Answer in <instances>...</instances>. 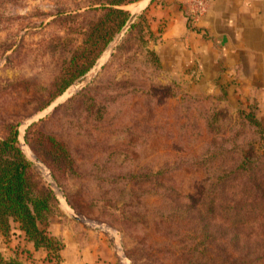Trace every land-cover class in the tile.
Segmentation results:
<instances>
[{
	"label": "rangeland",
	"instance_id": "374dc122",
	"mask_svg": "<svg viewBox=\"0 0 264 264\" xmlns=\"http://www.w3.org/2000/svg\"><path fill=\"white\" fill-rule=\"evenodd\" d=\"M111 1L0 0V140L18 131L53 214L102 231L119 264H264V114L187 91L137 3L91 64V31L124 19ZM47 136L59 146L42 160ZM16 234L0 236V261L24 264Z\"/></svg>",
	"mask_w": 264,
	"mask_h": 264
},
{
	"label": "crops",
	"instance_id": "0c3cea01",
	"mask_svg": "<svg viewBox=\"0 0 264 264\" xmlns=\"http://www.w3.org/2000/svg\"><path fill=\"white\" fill-rule=\"evenodd\" d=\"M134 4L149 13L151 29L161 31L156 48L162 64L179 73L187 91H223L235 107L238 100L255 103L264 114V0H207L194 28L187 22L191 0ZM43 228L63 243L58 264H119L110 239L82 221L56 212ZM12 237V255L18 250L24 264H48V252L24 233Z\"/></svg>",
	"mask_w": 264,
	"mask_h": 264
},
{
	"label": "trees",
	"instance_id": "16d2710c",
	"mask_svg": "<svg viewBox=\"0 0 264 264\" xmlns=\"http://www.w3.org/2000/svg\"><path fill=\"white\" fill-rule=\"evenodd\" d=\"M137 1L139 0H112L111 2H104L102 4L103 8H107L110 11V15H115L116 13L117 15L124 16V19L119 21L117 28L114 30H108L107 27L101 28V26L93 29L88 40L94 39L97 41L92 43L97 53L85 56L84 49H82L74 56V62L78 57L85 56L86 60L92 58V64L100 51L111 41L113 35L126 26L130 12L121 8V6L123 4L126 6ZM87 69L88 67L77 71V76L73 77L70 82L72 83L76 78L84 75ZM34 127L35 123H32L29 127L30 134L33 133L31 129H34ZM33 141L35 142V139ZM46 141L48 144L49 142L51 143V148L41 151L33 149L35 155L42 160L43 156L51 153L52 147L58 148L59 146L51 136H47ZM58 150H62L61 152L66 154L64 148L61 147ZM32 165V161L25 156L19 146L18 131L12 129L7 138L0 140V236L7 238L10 234L19 230L24 233L26 239L34 243L36 248L45 249L48 252L49 261L52 264H56L59 261V251L63 248V243L45 231V228H41L43 224H48L52 214L56 211V207L51 202V192L35 183L31 174ZM240 167L241 165L237 169H240ZM263 197L264 191H261L257 186L253 200ZM248 198L249 195L245 197L246 200ZM240 201L242 200L236 199V204ZM240 211V209H235V212ZM12 223H17V230L12 231ZM0 262L1 264H17L16 261H13V258H9L8 261H4L1 258Z\"/></svg>",
	"mask_w": 264,
	"mask_h": 264
},
{
	"label": "built area",
	"instance_id": "2783aa9c",
	"mask_svg": "<svg viewBox=\"0 0 264 264\" xmlns=\"http://www.w3.org/2000/svg\"><path fill=\"white\" fill-rule=\"evenodd\" d=\"M207 0H191V6L188 13V26L194 28L198 18L205 12Z\"/></svg>",
	"mask_w": 264,
	"mask_h": 264
},
{
	"label": "water",
	"instance_id": "95a60500",
	"mask_svg": "<svg viewBox=\"0 0 264 264\" xmlns=\"http://www.w3.org/2000/svg\"><path fill=\"white\" fill-rule=\"evenodd\" d=\"M72 217L77 219V220H79V221H81V219L78 216L74 215V214H72Z\"/></svg>",
	"mask_w": 264,
	"mask_h": 264
}]
</instances>
